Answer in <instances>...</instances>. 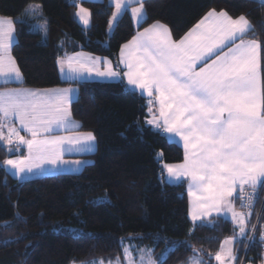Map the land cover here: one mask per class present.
I'll return each mask as SVG.
<instances>
[{
  "label": "trees",
  "instance_id": "1",
  "mask_svg": "<svg viewBox=\"0 0 264 264\" xmlns=\"http://www.w3.org/2000/svg\"><path fill=\"white\" fill-rule=\"evenodd\" d=\"M36 2L47 19V38L23 21L15 20ZM145 17L135 27L125 10L110 34L113 12L108 0H0V16L14 21L16 39L10 48L19 69V83L0 86L45 88L78 85L69 105L76 131H89L96 149L81 155L88 162L76 172H58L18 180L7 172L11 155L0 142V264H71L123 260V241L133 236L150 248L155 264H217L222 240L236 237L228 219L212 215L188 218L186 184L165 180L163 164L180 162L182 148L160 129L146 123L147 102L122 79L63 81L58 57L77 51L117 58L120 45L137 29L152 22L166 24L177 39L206 11L224 10L232 17L246 16L253 30L245 38L264 41V3L260 0H141ZM90 12V25L75 18L77 6ZM264 88V47L261 48ZM253 213L248 231L261 206L253 242L243 261L260 264L263 257L259 233L264 228V182L253 189ZM235 207L238 209L237 198ZM239 210V209H238ZM246 243L235 238L234 264H240Z\"/></svg>",
  "mask_w": 264,
  "mask_h": 264
},
{
  "label": "snow or ice",
  "instance_id": "2",
  "mask_svg": "<svg viewBox=\"0 0 264 264\" xmlns=\"http://www.w3.org/2000/svg\"><path fill=\"white\" fill-rule=\"evenodd\" d=\"M125 3L126 0H115L117 12L113 13V20ZM143 8L142 2L139 8H133V17H142ZM77 15L85 25L89 24L87 9H81ZM13 24L11 18H0V77H4L5 82L21 79L14 60L7 55ZM252 31L246 16L233 18L224 11L211 10L179 40H174L167 26L159 22L144 29L123 45L120 60L128 69L123 73L127 84L150 98L148 110L152 119L147 123L183 141L184 161L166 164L165 168L169 178H190V195L193 189L201 193L193 218L199 219L211 209L219 212L224 206L232 213L233 220L239 217L241 234L245 231L246 217L232 208L228 198L233 197L239 186L243 200L245 185L255 189L264 182V88L260 77L264 41L245 39ZM125 49L128 50L126 58ZM58 63L61 72L70 79L83 75L84 61L69 59L66 69L63 60ZM96 74L120 76L112 67ZM73 91L0 92L2 117L14 115L22 129L31 134V138L26 139L17 129H9L7 142L11 144L12 137L18 138V145L27 146L28 155L7 159L5 165H10L17 174L31 173L34 169L42 172L46 164L66 163L62 161L65 151L92 150L91 142L95 137L91 132L75 136L51 135L60 129L76 127L69 109ZM154 103L158 105V115L153 111ZM4 139L0 132V140ZM261 238L264 239V234ZM227 254L231 256V249ZM127 255L125 250L126 258ZM215 258L223 264L220 253ZM194 264L200 262L194 261Z\"/></svg>",
  "mask_w": 264,
  "mask_h": 264
},
{
  "label": "crops",
  "instance_id": "3",
  "mask_svg": "<svg viewBox=\"0 0 264 264\" xmlns=\"http://www.w3.org/2000/svg\"><path fill=\"white\" fill-rule=\"evenodd\" d=\"M70 1L78 2L79 0H70ZM96 1H99V0H96ZM140 1L141 0H126V3L124 5L123 9L118 13L116 20L118 19V17L125 10H127L128 13L131 16V20H132L133 25L136 27L141 22V20L145 17L144 9H143V16L142 17H135L134 18L133 14H132V9L133 8H139L140 7ZM260 1L264 3V0H260ZM108 2L113 6V12H112V15H111V18H112L113 17V13L117 12V8H116V5H115V0H108ZM211 10H214V9H210V10L206 11L189 29H187V31H185V33H183L177 39H175L172 36L171 30L166 24H164L162 22H159V23L167 26V28L170 30L171 36H172V38L174 40H179L186 33H188L189 30H191L197 23H199L207 15V13L209 11H211ZM215 11L217 13H219V12L224 11V10H215ZM77 13H78V8H76V10H75V18H76L77 21H79V24H81L84 27L89 26L90 22H91L90 16L88 17L89 24L85 25L81 20H79ZM237 17H239V16H237ZM0 18H4V17L0 16ZM233 18H236V17H233ZM43 20H44V18H43ZM116 20H114V21L116 22ZM17 21H23L24 22L25 18L21 17L20 20H17ZM157 22L158 21L152 22V23L148 24L147 26H145L143 28L137 29L131 38H129L127 41L123 42L120 45L117 58L114 59V60L109 59L108 62H110V64H108V66L105 64L104 59L100 55L92 54V53L85 52V51L70 52V53H66V54L58 57L57 60H56V67H57V72H58L59 78L61 80H63V81H74V82H83V81H91V80L112 81V80L122 79L124 81V83L126 84V86L130 90H133V91H135V92H137V93H139V94H141L142 96L145 97L147 105H148L147 116H146V123H147V120L152 119V115L149 113V110H148L149 109L148 101H149L150 98L147 96L146 93H142L139 89H134L132 86H129L127 84V78L123 75V73L128 71V69L125 67L124 64L120 63V60H121V57H122L121 49H122L123 45H125L129 41H131L134 36H136L138 33L143 32L144 29L149 28L150 26L156 24ZM13 28H14V24H13ZM46 38H47V28H46ZM15 39H16V34H15V29H14L13 34H12L11 45L15 41ZM245 39L250 40L249 38H245ZM238 42L239 41H237V43ZM11 45H10V48H11ZM10 48H9V51H8L7 55L12 58L11 53H10ZM127 51H128L127 49L124 50L125 58L127 57ZM225 51H227V49H225ZM69 59H72L73 61L80 60V61H84L85 62L84 68L81 69L83 75L80 76L78 79H75V80L70 79L65 73H62L61 70H60V64L58 63V61L59 60H63L65 62L64 63V67L66 69L67 68V61ZM12 60H13V58H12ZM260 62H261V58H260ZM74 66L79 67V65H76V64H74ZM16 67H17V65H16ZM109 67H112L114 70L120 72V76L116 77V78H111V77H101V76H98L96 74L97 72L106 71ZM89 69H91V72H89ZM260 77H261V69H260ZM21 80H22V75H21V79L20 80L12 79V80H9L8 82H5V78L4 77H0V84H2V83H19ZM261 86H262V77H261ZM19 89H27V90L73 89L74 91L71 93V100H74L77 97V95H78V85L77 84H67V85H59V86H52V87H45V88L15 86V85L0 86V92L10 91V90H19ZM152 99H154V97ZM152 107H153V111L156 112V114L158 115V111H157L158 105L154 103L152 105ZM0 117H2V114H0ZM71 120L74 122V124L77 127V122L75 120H73L72 118H71ZM0 123L3 124V127L0 128V130H1V132L3 133V135L5 137V139L4 140H0V142H1V144H3L9 150V153H11V155L8 156L5 160H7V159L15 160V159H17V157L23 158V157L27 156L28 155L27 146L26 145H18V138L12 137V143L11 144H9L7 142L8 138H9V129L10 128L17 129L19 131L20 135L21 136H25L26 139H30L31 138V134L25 132L22 129L19 120L14 115L8 116V117H2V119H0ZM148 125H150V124H148ZM4 126H7L9 129L6 130V131H3ZM150 126L155 128L153 125H150ZM76 127H72L69 130L60 129V130L54 131L53 133H51V135H53V136H75V135H78V134H84V133H88L89 132V131H76V130H74ZM160 130L163 132V134L167 137V139L169 141H172V142L178 144L183 150V159L180 162L165 163V164H163V169L165 171V180L168 183L177 184V183H179L181 181L185 182V184H186V192H187V196H188V214H187L188 218L190 220H192V221H196V220L208 218V217H210L212 215L222 216L223 218L228 219L229 221H231V223L235 227V230H236V233H237L236 237L237 238H242L245 234H247V231H248V219L247 218L245 219V225H244L245 231H244L243 234H241L240 233L241 224H240L239 217H237L235 220H233L232 213L227 211V209L224 206L221 207L219 212L216 209H211L209 212H206L203 215H201L199 219H194L193 218V214L197 211V197L200 196L201 193L196 191L195 189H193L192 190V194L190 195L189 194V187H190V184H191L190 178L183 177L180 180H175V179L169 178L168 174H167V171H166V168H165L166 164H180V163H182L184 161L185 150H184V146H183V141L178 136H174V135H170V134L165 133L162 128H160ZM17 146L19 147L18 151L16 150ZM91 148H92L91 151H89L87 149L65 151L63 153V155H62V161L66 162V163L58 162V166H52L50 164H46L45 165V171H42V172L39 171V170L34 169L33 172H31V173L24 172V173L17 174L16 170L13 169L10 165H5L4 164V167H5V169L7 170V172L9 174H11L14 178H16L18 180L31 178V177H36V176H40V175H44V174L58 173V172H76V171H79L88 162V159H86L85 157H82L81 155H85V154L92 153L93 151H95V149H96V140L95 139H94V141L91 142ZM10 149H11V151H10ZM75 161H80L81 163L79 165H77V164L73 163ZM248 187H250V186L249 185H245L244 186V188H248ZM238 190H239V186H237V191ZM236 192L233 193V197L228 198V199L231 201L232 208L236 212L240 213V211L235 207ZM200 211L203 212L204 210L201 208ZM236 237H226V238H224L222 240V242L225 239L229 238L231 240L232 245H233V241H234V239ZM222 242H221V244H222ZM221 244H220V247H219V250H218L217 253H220ZM217 253L215 254V257L217 255ZM215 260H216L217 264H221L216 258H215ZM230 263L234 264V259H232Z\"/></svg>",
  "mask_w": 264,
  "mask_h": 264
},
{
  "label": "rangeland",
  "instance_id": "4",
  "mask_svg": "<svg viewBox=\"0 0 264 264\" xmlns=\"http://www.w3.org/2000/svg\"><path fill=\"white\" fill-rule=\"evenodd\" d=\"M75 3H78V2H75ZM77 8H78V12H80L81 9H87L86 7H83L81 5H78ZM88 13H90L89 10H88ZM21 17L25 18L24 22L28 25L27 28L30 31L37 32L41 35V42L44 43L46 41L47 19H46V16L43 14L41 5L36 2L29 3L28 6L25 7L23 13L20 16L16 17L15 20H20ZM5 18H9V17H5ZM78 18L79 20H81L79 16ZM110 22H111V25H110ZM114 25H115V21L112 18H110L108 26H107L108 34L112 32ZM101 57L104 59L105 64L108 66L109 59L105 56H101ZM8 129L9 128L7 126H4L3 131H6ZM244 189H247V188H244ZM238 192H240V189L236 192V195ZM231 245L232 243L229 238L225 239L221 244L220 254L223 257V264H231L230 263L232 260L231 256H234ZM229 249H231V256L227 254ZM125 250H127V253H128L127 258L125 256ZM101 261L103 262V264H155L154 260L152 259L150 255V248L137 244L134 241L133 236H128V238H126L123 241V260L121 261L116 260V261L108 262V261H103L101 259H94L88 263H71V264H100ZM194 261H199L200 264H202L198 256L193 257L190 261V264H194ZM219 262L221 263V261ZM240 264H253V263L250 261L241 260Z\"/></svg>",
  "mask_w": 264,
  "mask_h": 264
},
{
  "label": "built area",
  "instance_id": "5",
  "mask_svg": "<svg viewBox=\"0 0 264 264\" xmlns=\"http://www.w3.org/2000/svg\"><path fill=\"white\" fill-rule=\"evenodd\" d=\"M240 195H241L240 192H238L237 195H236L237 196L238 209H239V211L241 213H243L245 215V217L247 219H249L252 216V213H253V209L252 208H253V201H254V198H255L254 191H252L251 189H244V191H243L244 199L243 200L240 199ZM249 197H251V200H249ZM261 206H262V204L260 205V207H259V209L257 211V214L255 216V219L253 221L252 226L249 229V232L243 236V239H244V241L246 243V247H245V251H244L242 260L244 259L245 255L247 253V249H248L249 245L253 242L255 228H256V225H257V222H258V217H259V213H260V210H261ZM262 234H264V228H262V230L259 233V241H260L261 249H262V252H263V257H262V261H261L260 264H264V239L261 238Z\"/></svg>",
  "mask_w": 264,
  "mask_h": 264
}]
</instances>
